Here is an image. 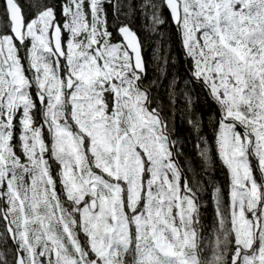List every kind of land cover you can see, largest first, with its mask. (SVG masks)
I'll return each mask as SVG.
<instances>
[{
  "label": "snow or ice",
  "instance_id": "6c2138e0",
  "mask_svg": "<svg viewBox=\"0 0 264 264\" xmlns=\"http://www.w3.org/2000/svg\"><path fill=\"white\" fill-rule=\"evenodd\" d=\"M0 264H264V0H0Z\"/></svg>",
  "mask_w": 264,
  "mask_h": 264
},
{
  "label": "trees",
  "instance_id": "16d2710c",
  "mask_svg": "<svg viewBox=\"0 0 264 264\" xmlns=\"http://www.w3.org/2000/svg\"><path fill=\"white\" fill-rule=\"evenodd\" d=\"M221 179H222V177H221Z\"/></svg>",
  "mask_w": 264,
  "mask_h": 264
}]
</instances>
